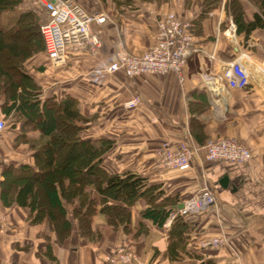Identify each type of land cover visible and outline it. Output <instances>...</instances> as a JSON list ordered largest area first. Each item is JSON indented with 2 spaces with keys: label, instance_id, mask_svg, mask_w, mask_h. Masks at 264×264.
<instances>
[{
  "label": "crops",
  "instance_id": "1",
  "mask_svg": "<svg viewBox=\"0 0 264 264\" xmlns=\"http://www.w3.org/2000/svg\"><path fill=\"white\" fill-rule=\"evenodd\" d=\"M74 1L90 14L108 17L103 26H92L103 41L100 54L78 53L63 67L47 60L45 72L33 76L36 94L76 99L79 112L88 120L83 137L114 142L105 169L111 174L135 172L148 179L162 192L159 203L167 204L174 214L207 187L216 204L159 227L141 216L148 203L140 199L133 206L131 233L104 230L106 220L98 214L93 232L104 233L90 242L81 237L77 221L70 216L71 232L61 240L46 220L33 223L28 210L3 204L4 170L33 165L29 145H17L21 129L7 127L0 134V264H108L105 256H113L124 241L145 264H264V32L238 37L223 2L201 17L204 0ZM258 1L239 0L246 21L253 20ZM17 9L23 13L30 8L23 4ZM169 12L194 24L198 51L190 57L182 81L174 73L130 78L124 71H107L121 53L140 55L149 50L158 20ZM232 61L250 75L244 90L228 89L220 80ZM133 98L139 106L128 109L126 103ZM0 119L8 121L1 102ZM217 138L246 145L252 162L207 161L203 147ZM184 141L199 149L191 169H159L155 152L163 147L177 150ZM177 232L176 256H172ZM213 238H223L225 243L200 247Z\"/></svg>",
  "mask_w": 264,
  "mask_h": 264
},
{
  "label": "trees",
  "instance_id": "2",
  "mask_svg": "<svg viewBox=\"0 0 264 264\" xmlns=\"http://www.w3.org/2000/svg\"><path fill=\"white\" fill-rule=\"evenodd\" d=\"M32 3L35 1L0 0V14L23 4L30 7L12 27L0 29V52L19 61L14 68L17 80L6 75L0 64V76H7L9 81L0 102L5 119L14 118L15 127L22 124L17 145L28 144L33 158V165L10 166L4 170L5 179L1 184L4 206L16 205L28 210L33 223L46 220L61 240L71 232L70 216L77 221L81 237L90 242H96L104 233L93 232V221L98 214L106 220L107 228L104 230L131 233L133 206L140 199L148 203L141 216L163 227L174 211L167 204L159 203L162 192L135 172L109 173L104 163L114 142L110 139H85L83 134L88 120L79 112L77 100L71 95L62 100L56 96L38 100L33 76L21 72L23 53L19 42L7 43L5 40L10 32L20 30L17 28L24 22H32L30 27H35L42 34L41 26L47 21V16L45 14L43 22L39 19L36 24L32 19ZM221 3L222 0H204L201 17ZM256 7L258 11L249 22L244 18L239 0L225 2L238 37L243 34L248 38L256 30L264 32V0L256 2ZM192 26L194 35V24ZM28 41L30 45H38L41 54L46 52V45L40 40ZM47 60L50 63L48 54ZM26 129L38 132L39 139L30 142L24 133ZM179 234H173L175 248L172 256H176Z\"/></svg>",
  "mask_w": 264,
  "mask_h": 264
},
{
  "label": "built area",
  "instance_id": "3",
  "mask_svg": "<svg viewBox=\"0 0 264 264\" xmlns=\"http://www.w3.org/2000/svg\"><path fill=\"white\" fill-rule=\"evenodd\" d=\"M47 16L41 26V33L48 43V57L54 67L66 66L71 55L87 53L93 57L100 54L102 38L92 31L93 25L103 26L108 17L103 13L90 14L74 0H34ZM227 0H222L225 3ZM192 23L179 18L175 13L163 15L157 23V32L153 46L140 55L121 53L111 63L107 71H124L134 78L141 75L165 76L177 74L183 80V74L190 57L198 51L196 39L192 33ZM233 32L235 29L233 28ZM234 35H230V38ZM220 80L231 90H244L250 85V75L237 61L227 63ZM139 101L133 98L126 103L128 109H135ZM7 128V122L0 119V134ZM209 162H228L249 164L253 160L252 151L236 139L217 138L203 147ZM199 149L184 141L177 150L160 148L155 152L157 166L161 170L187 171L191 169ZM216 204V197L210 188H204L197 196L186 201L183 209H178L168 220V224L177 216H196ZM3 217H0V223ZM225 243L223 238L207 239L201 242L203 249L217 248ZM108 264H145L140 261L128 242L116 247L113 256H105Z\"/></svg>",
  "mask_w": 264,
  "mask_h": 264
},
{
  "label": "rangeland",
  "instance_id": "4",
  "mask_svg": "<svg viewBox=\"0 0 264 264\" xmlns=\"http://www.w3.org/2000/svg\"><path fill=\"white\" fill-rule=\"evenodd\" d=\"M34 4L32 3L31 7V10L34 12L32 19L34 22H36V24H38V20H42L45 16V13L40 7H38L36 2ZM22 11V9L15 8L13 10L5 11L0 14V29H9L10 27H12L22 14ZM31 24L32 22H24L21 27L17 28L20 30L10 32L9 36L6 37L7 40L5 41L7 43L12 42L13 40L19 42L21 52L23 53V57L21 60V72L30 75L31 77H38L47 69V67H45V64L47 62L48 43L46 37L43 34L40 35L35 27H30ZM31 39L40 40L42 43H44L46 45V52L44 54H41L38 51V45H30V42L28 40ZM18 62L19 61L15 60L11 55L5 52H0V64L2 68L4 69L5 74L11 76L14 80H17V75L14 73V68ZM8 82L9 81L7 76H0V97L4 96V91L5 89H7ZM36 96L38 100L43 101L45 98H48L50 94L49 92H47L45 94H36ZM19 125L21 126L22 124L20 123L18 124V126H14V118L8 119L7 121V127L11 129H21L22 131V126L20 127ZM24 133L26 138L31 139V142L39 139L40 136L38 132L32 131L30 129H26Z\"/></svg>",
  "mask_w": 264,
  "mask_h": 264
},
{
  "label": "water",
  "instance_id": "5",
  "mask_svg": "<svg viewBox=\"0 0 264 264\" xmlns=\"http://www.w3.org/2000/svg\"><path fill=\"white\" fill-rule=\"evenodd\" d=\"M180 209H183V207H181Z\"/></svg>",
  "mask_w": 264,
  "mask_h": 264
}]
</instances>
